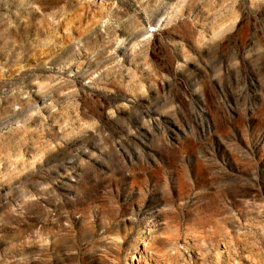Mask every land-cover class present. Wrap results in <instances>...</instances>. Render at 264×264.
<instances>
[{"label":"rangeland","instance_id":"rangeland-1","mask_svg":"<svg viewBox=\"0 0 264 264\" xmlns=\"http://www.w3.org/2000/svg\"><path fill=\"white\" fill-rule=\"evenodd\" d=\"M0 264H264V0H0Z\"/></svg>","mask_w":264,"mask_h":264},{"label":"bare ground","instance_id":"bare-ground-1","mask_svg":"<svg viewBox=\"0 0 264 264\" xmlns=\"http://www.w3.org/2000/svg\"><path fill=\"white\" fill-rule=\"evenodd\" d=\"M145 214H149V213H145Z\"/></svg>","mask_w":264,"mask_h":264}]
</instances>
